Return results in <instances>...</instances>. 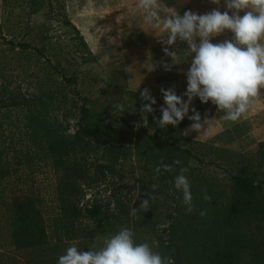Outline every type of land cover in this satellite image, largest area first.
<instances>
[{
	"label": "trees",
	"instance_id": "1",
	"mask_svg": "<svg viewBox=\"0 0 264 264\" xmlns=\"http://www.w3.org/2000/svg\"><path fill=\"white\" fill-rule=\"evenodd\" d=\"M48 1L28 0V16L43 11ZM57 2L60 5L59 0L49 3L44 17L54 12ZM1 32L0 27V40H4ZM17 47L27 49L24 44ZM4 69L0 58V213L4 212L0 227L12 248L10 253L19 255L23 264H57L73 243L86 245L85 251L95 243L98 250L121 226L132 228L137 242L152 244L174 264H264V173L255 172L264 166V143L250 154L230 158L221 174L208 175L200 166L221 168L215 160L203 161L186 146L181 132L192 123L187 117L166 129L158 128L152 118L153 134L149 135L135 121L92 117L88 100L81 98L78 118L69 129L66 117L58 116L59 106L52 104L51 93H46L47 105L43 94L28 93L20 83L8 81ZM143 103L135 98L136 115H141ZM194 107L203 120L215 105L196 98ZM166 135L174 140L168 141ZM177 159L182 164L174 165L172 171L155 173L161 163L172 164ZM180 167L188 169L191 213H186L181 194L174 188ZM39 168L54 176V238L48 233L39 199L5 187L10 179L19 180ZM126 178L132 180L134 194L120 200L114 186ZM102 189L106 196H101ZM205 193L210 200H204ZM148 195L154 199L145 212L139 206ZM202 210L206 215H200ZM16 263L0 251V264Z\"/></svg>",
	"mask_w": 264,
	"mask_h": 264
},
{
	"label": "clouds",
	"instance_id": "2",
	"mask_svg": "<svg viewBox=\"0 0 264 264\" xmlns=\"http://www.w3.org/2000/svg\"><path fill=\"white\" fill-rule=\"evenodd\" d=\"M219 4L220 0H212ZM226 10L221 12L213 9L210 12L198 14L191 10L180 14L174 7L164 0H136L133 12L140 18L141 23L156 36H166L163 41L173 45L179 39L186 42L187 50L182 53L192 57L190 67L186 72L187 88L182 95H178L175 88H161L164 105L160 107L161 117H153L160 129L168 125H179L185 117L192 123L184 133L190 131L198 133L213 127L216 118L207 115L202 120L201 113L192 106L193 100L215 105L221 115L218 119L226 122L241 120L253 108L260 89L264 88V0H224ZM243 11V15L240 13ZM229 31L231 39L213 43L212 38ZM197 38L198 41H197ZM172 63L179 55L176 51L164 49ZM194 54V55H193ZM156 67L152 63L148 70ZM166 70L171 66L164 64ZM140 87V86H139ZM143 103L140 108L141 122L136 127H148V114L154 112L153 105L157 103L150 89L144 88L140 92ZM186 97L187 99H184ZM191 107L192 115H189ZM125 109L121 106V112ZM182 162L177 159L172 164L161 163L154 171L161 174V170L172 171L173 166ZM186 167H180L174 177V188L181 194L186 213L194 210L191 182L185 174ZM156 185H152L155 190ZM139 208L149 210L154 197L148 195ZM204 200L211 197L206 193ZM206 215V210L200 212ZM57 264H174L171 257L163 256L148 242H137L132 228L121 226L118 231L107 237L103 246L84 251L75 243L65 249L59 256Z\"/></svg>",
	"mask_w": 264,
	"mask_h": 264
},
{
	"label": "rangeland",
	"instance_id": "3",
	"mask_svg": "<svg viewBox=\"0 0 264 264\" xmlns=\"http://www.w3.org/2000/svg\"><path fill=\"white\" fill-rule=\"evenodd\" d=\"M54 6L56 9L53 13L45 18L30 20L23 29L12 32L7 28L3 29L1 33L5 35V39L0 40V58L5 68L4 76H8V81L15 80L20 83L22 89L28 93L43 94L42 99L47 105L49 98L46 93H51L49 97L52 104L59 106L58 116L61 114L66 117L69 129L73 128L78 118L77 106L81 104V98L88 100L87 105L92 117L141 122L142 113L136 115L137 108L134 106L135 98H141L135 93L136 74L129 73L127 66L118 63L121 60L120 56L112 59L111 56H107L108 52L105 54L103 52L102 55H99L100 52H88L70 25L65 22V17L59 10V3L57 5L54 3ZM19 44L27 45V49H19L17 47ZM112 61L117 63L112 64ZM62 76L67 80L73 78L74 81H65ZM158 99L162 100L161 97ZM163 105L164 102H157L152 106L154 112L148 114L149 126L144 128L149 135L153 134L151 119L162 115L159 109ZM121 106L127 109L121 112ZM217 111L215 106L209 112V118L217 119L213 127L202 129L200 133L190 131L185 135L184 132L189 129L186 127L181 132L183 139L187 141L186 146H190L203 161L215 160L219 164L221 170H215L208 165L200 166L203 173L208 175L221 174L222 170L229 166L230 158L238 159L240 156L250 154L258 146L240 151L238 144L232 142L231 128L234 122L218 119L223 113ZM165 138L168 141L174 140L172 135H166ZM253 163L258 165V161ZM255 172L264 173V166ZM5 184L6 189L12 190L13 193H30L39 199L48 233L54 238L57 209L54 202L52 172L39 168L28 171L19 180L12 178ZM132 184V180L127 178L122 180L114 186L115 196L120 200H128L129 196L134 194ZM100 193L102 197L106 196L103 189ZM3 215L2 211L0 218ZM1 227L0 251L14 258L16 264H23V259L19 255L10 253L12 248ZM85 246L82 244L78 247L83 249ZM90 249H97V245L95 243L89 245L87 251ZM83 250L85 251V248Z\"/></svg>",
	"mask_w": 264,
	"mask_h": 264
},
{
	"label": "crops",
	"instance_id": "4",
	"mask_svg": "<svg viewBox=\"0 0 264 264\" xmlns=\"http://www.w3.org/2000/svg\"><path fill=\"white\" fill-rule=\"evenodd\" d=\"M28 0H0V27L8 31H18L27 27L34 18H45L49 3L45 9L35 15L28 16L25 3ZM65 20L79 34L88 52H103L112 59L120 56L119 64L127 66L129 73H135L137 91L144 88L151 90L157 102H164L161 88H175L178 95H182L187 88L186 72L191 64L192 57L187 58L188 45L179 39L173 45L164 43L166 36L160 37L143 26L140 18L133 12L136 0H59ZM174 7L181 15L185 11L198 14L219 9L226 10L224 0L219 4L212 0H164ZM23 3V4H22ZM243 11L240 15H243ZM229 31L213 37L216 43L224 39H231ZM3 37L5 35L3 34ZM199 38H197L198 41ZM182 53L175 63L167 56L164 49ZM194 55V54H193ZM117 61H112V64ZM155 63L156 67L149 71L148 67ZM164 64L171 66L166 70ZM140 86V87H139ZM253 108L241 120L232 125V142L238 144L240 151L264 143V88L260 89ZM161 97L162 100H159ZM184 99H187L184 97ZM196 99V98H195ZM195 99L192 106H194ZM190 111L191 112V107ZM219 112V111H217Z\"/></svg>",
	"mask_w": 264,
	"mask_h": 264
}]
</instances>
